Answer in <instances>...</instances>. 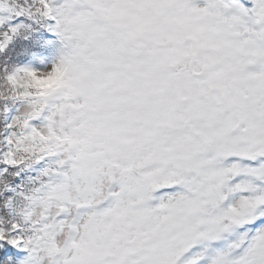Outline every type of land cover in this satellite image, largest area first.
Returning a JSON list of instances; mask_svg holds the SVG:
<instances>
[{
    "label": "snow or ice",
    "instance_id": "1",
    "mask_svg": "<svg viewBox=\"0 0 264 264\" xmlns=\"http://www.w3.org/2000/svg\"><path fill=\"white\" fill-rule=\"evenodd\" d=\"M0 264H264V0H0Z\"/></svg>",
    "mask_w": 264,
    "mask_h": 264
}]
</instances>
